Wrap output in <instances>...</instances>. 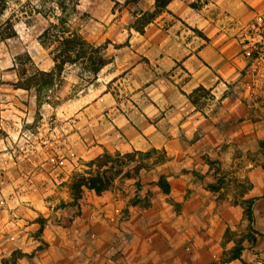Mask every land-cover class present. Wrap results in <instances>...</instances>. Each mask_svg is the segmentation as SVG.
Listing matches in <instances>:
<instances>
[{"label": "crops", "instance_id": "1", "mask_svg": "<svg viewBox=\"0 0 264 264\" xmlns=\"http://www.w3.org/2000/svg\"><path fill=\"white\" fill-rule=\"evenodd\" d=\"M156 3L80 0L71 29L107 60L82 101L55 103L56 79L42 102L16 87L12 65L0 89V264H264V0H172L141 33ZM33 27L27 51L53 72L45 27ZM75 66L61 78L77 84ZM106 151L163 159L140 188L128 179L87 191L79 214L62 207L74 173Z\"/></svg>", "mask_w": 264, "mask_h": 264}, {"label": "trees", "instance_id": "2", "mask_svg": "<svg viewBox=\"0 0 264 264\" xmlns=\"http://www.w3.org/2000/svg\"><path fill=\"white\" fill-rule=\"evenodd\" d=\"M172 0H157L156 10L153 13H145L141 17V23L137 29L143 33L144 27L151 23L155 18L170 4ZM80 0H0V44H8L11 41H16L19 38L16 26L19 22L24 21L28 26H31L38 18L47 22L43 33L39 36L40 44L46 49H52V55L55 61V70L47 73L39 70L33 62L31 56L25 53L19 60L21 68L19 76L21 80L16 84V87L25 90L35 89L38 94L53 86L56 79H60L67 65H82L83 69L89 74L97 76L104 68L107 60L104 58L103 51L105 46H95L89 43L81 33L72 30L69 24L71 14L82 15L78 6ZM29 64L33 71L29 76L30 71L23 67ZM5 82L0 78V89ZM135 154H143L132 152ZM127 154L126 157H130ZM113 155L110 152H105L102 156L88 163L89 171L74 173L69 188L73 195V202L62 207L70 206L78 209V214L81 213L84 207V197L87 191H93L97 194L111 189L113 187V178L110 175L111 169L107 168L108 164H113ZM127 164L122 163L125 167ZM96 167V169H93ZM142 166H136L128 171L127 178H133L132 174H136L135 185L140 188L141 178L140 171ZM158 186L165 192L170 191V186L163 176L160 178ZM41 230L44 228V221L41 220ZM42 248V247H41Z\"/></svg>", "mask_w": 264, "mask_h": 264}, {"label": "rangeland", "instance_id": "3", "mask_svg": "<svg viewBox=\"0 0 264 264\" xmlns=\"http://www.w3.org/2000/svg\"><path fill=\"white\" fill-rule=\"evenodd\" d=\"M262 25H264V24H262ZM33 26H35L37 28L39 26L46 27L47 22H45L41 18H38V20L36 22H34L29 28V26H27L24 23V21H21L16 26V29L18 30V33H19V38L16 41L9 42L8 44H0V78L3 81L9 79L11 67L14 63H16L18 65L19 70H22L21 61L19 59L21 57H23L25 55V53H28L27 48H26L27 45L30 46L32 43L36 42L35 38H36L38 32H37V29L34 28ZM52 49L54 50L55 48H52ZM52 49H49L48 51L50 53H52ZM23 68L30 71L28 76L33 72L31 70V66L29 64H26ZM73 69L75 71V74L77 73L79 76L78 83L73 84L69 80H63L62 78H60L57 81L58 88H54V89H57L58 96L60 97V100L56 101L55 103L58 102L59 104H64L66 102H69V100H71V98H75L76 96H78V98L82 101V100H84V98L82 97L84 95L81 92L84 91V94H86L85 92L88 89H93L91 87L92 85H94L95 88L96 87L98 88V89L97 88L95 89L96 91L94 92V94L99 93L98 90L100 88L99 87L100 84L96 82L97 76H95L93 74H89L87 71H85L83 69V66L80 64L76 65ZM44 93L45 92L42 91L39 94L40 97H42V99H41L42 102L46 101L45 99H43L46 96V95H44ZM37 116H39V114ZM53 118L55 119V117H53ZM37 119H38V117H37ZM74 131L75 130L65 128L62 131V133H61V131H58V136L60 138H63L66 141V139ZM1 133L6 134L5 132H0V134ZM47 133L48 134L53 133L55 135V132L51 131V130L48 131ZM127 154H131V156L126 157ZM112 155H113V159H114L113 164H108L107 168H103V170L108 169V168L111 169L113 167L112 173H110V175L112 176V178L114 180L113 187L115 185H117V187L123 186V183L125 182V180H128V178L126 176L128 171L134 169L136 166H142L143 169L144 168L149 169V168H152L153 166L160 164V162L163 159V157L161 155H158V154H155L152 152H148L145 154H135L132 152H128V153L123 154L121 152H115V153H112ZM88 163L89 162H86L85 167L81 171H78V172L89 171L90 169L88 167ZM122 163H125L127 165L125 167H123V166H121ZM93 169H96V167H94ZM140 173H141V171H140ZM135 175L136 174L133 173L132 174L133 178H129V179L135 180V177H134ZM140 178H141V175H140ZM135 183H136V180H135ZM247 214L249 215V211H247Z\"/></svg>", "mask_w": 264, "mask_h": 264}, {"label": "built area", "instance_id": "4", "mask_svg": "<svg viewBox=\"0 0 264 264\" xmlns=\"http://www.w3.org/2000/svg\"><path fill=\"white\" fill-rule=\"evenodd\" d=\"M261 22H264V18L261 19ZM72 157H74V154H71Z\"/></svg>", "mask_w": 264, "mask_h": 264}]
</instances>
